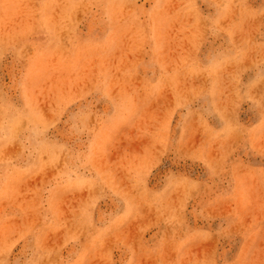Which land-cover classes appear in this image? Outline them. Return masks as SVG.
Masks as SVG:
<instances>
[{
    "label": "rangeland",
    "instance_id": "rangeland-1",
    "mask_svg": "<svg viewBox=\"0 0 264 264\" xmlns=\"http://www.w3.org/2000/svg\"><path fill=\"white\" fill-rule=\"evenodd\" d=\"M0 264H264V0H0Z\"/></svg>",
    "mask_w": 264,
    "mask_h": 264
}]
</instances>
